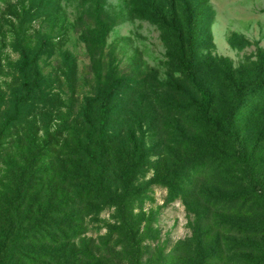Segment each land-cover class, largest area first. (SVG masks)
<instances>
[{"label":"rangeland","instance_id":"374dc122","mask_svg":"<svg viewBox=\"0 0 264 264\" xmlns=\"http://www.w3.org/2000/svg\"><path fill=\"white\" fill-rule=\"evenodd\" d=\"M24 56L30 64L21 72ZM179 58L194 60L196 83L222 124L237 107L238 70L245 71L232 138L198 126L199 95ZM26 79L32 93L15 108ZM116 79L112 167L120 153L147 155L145 178L133 186L142 188L131 217L141 230L138 264H264V212L225 211L221 203L251 182L264 188V0H0V124L15 113L21 121L6 130V157L24 156L31 144L40 149L81 123L84 100ZM191 142L208 153L186 154ZM176 160L196 166L181 185L185 200L163 183L167 175L176 182ZM110 223L104 212L86 238L107 236ZM99 248L109 264H128L119 249Z\"/></svg>","mask_w":264,"mask_h":264},{"label":"trees","instance_id":"16d2710c","mask_svg":"<svg viewBox=\"0 0 264 264\" xmlns=\"http://www.w3.org/2000/svg\"><path fill=\"white\" fill-rule=\"evenodd\" d=\"M142 15L152 17L147 11ZM29 64L24 56L19 70L26 71ZM178 65L185 79L196 86L199 95L196 106L198 126L206 127L224 139L232 138L230 123L241 109L248 89L245 71L238 70L237 107L230 113L228 123L222 124L210 115L212 98L205 87L196 83L194 60L179 58ZM118 81L100 89L97 99L88 97L84 100L78 114L81 123L67 126L64 134L40 149L31 144L33 150L24 156H5L4 135L7 129L18 127L20 116L15 113L0 124V264H109L100 254V246L119 249L127 257L128 264L131 257L133 262L137 255L134 264L140 261L135 238L141 230L131 217L134 200L140 197L142 188L133 186L145 178L142 166L147 155L120 153L118 166L114 163L115 169L112 167L109 120ZM23 86L26 95L13 100L15 108L25 103L32 93V85L27 79ZM184 149L186 154H198V160L202 153H208L200 142L184 145ZM188 162L176 160V164H172L177 172L176 182L169 179L170 175L163 182L181 200L188 197L181 185L196 167ZM242 190V195L221 202L225 211L239 206L246 212L253 206L264 212V188L251 182ZM104 212H111V223L105 226L108 235L87 239V226L97 222Z\"/></svg>","mask_w":264,"mask_h":264}]
</instances>
